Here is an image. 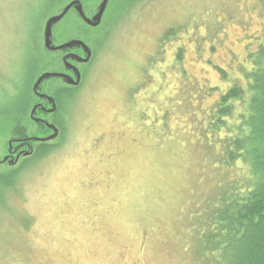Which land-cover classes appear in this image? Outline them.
Segmentation results:
<instances>
[{
    "label": "rangeland",
    "instance_id": "1",
    "mask_svg": "<svg viewBox=\"0 0 264 264\" xmlns=\"http://www.w3.org/2000/svg\"><path fill=\"white\" fill-rule=\"evenodd\" d=\"M104 2L0 0V264H213L195 216L244 166L222 167L219 137L246 103L210 127L223 94L248 90L264 0ZM86 73L65 143L11 189L2 175L58 140L53 91ZM32 75L45 100L21 140L3 114Z\"/></svg>",
    "mask_w": 264,
    "mask_h": 264
},
{
    "label": "trees",
    "instance_id": "2",
    "mask_svg": "<svg viewBox=\"0 0 264 264\" xmlns=\"http://www.w3.org/2000/svg\"><path fill=\"white\" fill-rule=\"evenodd\" d=\"M68 11L58 17L64 18ZM82 75L80 73L81 79ZM27 77L18 98L19 104L14 105L9 114H3L4 119L12 121V124L21 123L14 130L21 140L30 139L24 121L33 112V106L39 104L36 98L38 100L40 96L45 100L38 89L43 76ZM86 77L87 73L83 76L82 83L75 82L74 87L60 86L53 91L51 102L54 110L50 113V119L51 126L60 133L58 140L55 144L44 143L37 146L34 154L25 159L19 168L2 175L9 179L11 189L17 179L30 172L32 166L65 143L71 112L69 105L78 97ZM246 78L250 82L248 90L244 91L238 86L231 87L220 98L213 122L211 121L210 129L214 132L221 131L222 127L225 128V123H228L227 116L233 112L234 102L246 103V111L238 116V133L225 141L219 137L227 152L221 162L222 167L227 166L232 170L239 162L244 166L235 176L226 174L231 180L228 179V184L225 183L211 197L202 200L195 216V239L202 256L213 264H264V46L255 55L252 72ZM212 142L210 139L206 143Z\"/></svg>",
    "mask_w": 264,
    "mask_h": 264
},
{
    "label": "water",
    "instance_id": "3",
    "mask_svg": "<svg viewBox=\"0 0 264 264\" xmlns=\"http://www.w3.org/2000/svg\"><path fill=\"white\" fill-rule=\"evenodd\" d=\"M108 1H109V0H105V2H104V4H103V8L106 7ZM64 14H65V13H64ZM100 16H102V15H100ZM61 18H62V17H57V18H55V19L53 18V19H51L49 22L54 21V20H57V19L59 20V19H61ZM99 20L101 21V18H100ZM47 34H48V29H47V31H46V40H47ZM45 44H46V43H45ZM47 44H48V42H47ZM46 76H48V75L43 76L42 79H41V81H42Z\"/></svg>",
    "mask_w": 264,
    "mask_h": 264
},
{
    "label": "flooded vegetation",
    "instance_id": "4",
    "mask_svg": "<svg viewBox=\"0 0 264 264\" xmlns=\"http://www.w3.org/2000/svg\"><path fill=\"white\" fill-rule=\"evenodd\" d=\"M74 1H75V0H74ZM72 3H74V2H72ZM80 3H81V5H83L82 2H80ZM70 5H71V3H70ZM70 5H69V6H70ZM76 5H79V3H76ZM67 8H68V7H67ZM71 10H72V9H71ZM71 10L68 12V14L71 12ZM80 11L82 12L83 9L81 8ZM93 14H94V13H93ZM93 14H92V15H93ZM82 17H83V16H82ZM83 19H84V17H83ZM83 19H81L80 16H79V20H80L81 22H84V21H85V20H83ZM86 63H87V62H86ZM69 82H70V83H74V80L71 78V79H69Z\"/></svg>",
    "mask_w": 264,
    "mask_h": 264
}]
</instances>
